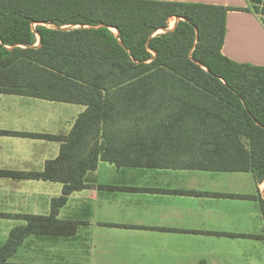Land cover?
Listing matches in <instances>:
<instances>
[{
    "label": "trees",
    "instance_id": "trees-1",
    "mask_svg": "<svg viewBox=\"0 0 264 264\" xmlns=\"http://www.w3.org/2000/svg\"><path fill=\"white\" fill-rule=\"evenodd\" d=\"M229 11L250 10L0 0V93L86 107L67 136L0 131L61 143L59 156L42 172L18 176L64 186L50 216L25 217L27 231L58 222L68 196L87 187L88 173L101 161L251 172L264 181V67L223 54ZM173 17L178 24L168 31ZM259 203L264 217V199ZM15 245L0 248V264Z\"/></svg>",
    "mask_w": 264,
    "mask_h": 264
},
{
    "label": "crops",
    "instance_id": "crops-1",
    "mask_svg": "<svg viewBox=\"0 0 264 264\" xmlns=\"http://www.w3.org/2000/svg\"><path fill=\"white\" fill-rule=\"evenodd\" d=\"M123 1L249 9L228 12L222 52L264 67V0ZM178 20L170 19L168 31ZM85 109L0 93V131L67 136ZM60 150L58 141L0 134V248L16 244L6 264H264V181L251 172L101 161L87 187L68 196L58 222L27 231L25 217L50 216L64 186L18 176L42 172Z\"/></svg>",
    "mask_w": 264,
    "mask_h": 264
},
{
    "label": "rangeland",
    "instance_id": "rangeland-1",
    "mask_svg": "<svg viewBox=\"0 0 264 264\" xmlns=\"http://www.w3.org/2000/svg\"><path fill=\"white\" fill-rule=\"evenodd\" d=\"M76 4H81V3H77V2H74ZM254 9L256 10V6L253 5ZM260 13V15L262 16L263 20H264V15H263V12L261 11V9L258 11ZM69 29H72V27H70ZM21 97V96H20ZM27 98V97H26Z\"/></svg>",
    "mask_w": 264,
    "mask_h": 264
},
{
    "label": "water",
    "instance_id": "water-1",
    "mask_svg": "<svg viewBox=\"0 0 264 264\" xmlns=\"http://www.w3.org/2000/svg\"><path fill=\"white\" fill-rule=\"evenodd\" d=\"M178 19V18H177ZM54 28H56V29H68V27H56V26H53Z\"/></svg>",
    "mask_w": 264,
    "mask_h": 264
}]
</instances>
